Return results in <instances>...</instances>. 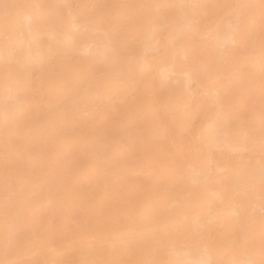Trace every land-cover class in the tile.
Here are the masks:
<instances>
[{
	"label": "bare ground",
	"instance_id": "bare-ground-1",
	"mask_svg": "<svg viewBox=\"0 0 264 264\" xmlns=\"http://www.w3.org/2000/svg\"><path fill=\"white\" fill-rule=\"evenodd\" d=\"M0 264H264V0H0Z\"/></svg>",
	"mask_w": 264,
	"mask_h": 264
}]
</instances>
